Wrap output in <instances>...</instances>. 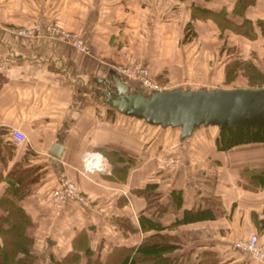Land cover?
<instances>
[{
    "label": "crops",
    "instance_id": "0c3cea01",
    "mask_svg": "<svg viewBox=\"0 0 264 264\" xmlns=\"http://www.w3.org/2000/svg\"><path fill=\"white\" fill-rule=\"evenodd\" d=\"M235 1L0 0V53L6 57L0 64V195L15 164L36 169L38 179L17 201L29 216L34 264H56L72 250L84 264L86 245L101 261L116 246L138 245L156 232L141 227L139 216L150 213L135 192L149 183L163 205L173 189L181 190L180 208L160 216L161 232L178 237L169 256L183 264L204 258L207 264H264L233 246L252 233L264 242V186L250 190L241 176L264 167V141L218 149L216 125L181 135L180 127L153 125L111 104L150 92L120 72L131 63L143 64L160 89L264 86L249 84L240 73L225 82L220 58L235 49L264 81V34L256 25V37L248 39L191 16L192 5L223 8L239 22L231 11ZM244 17L263 19L264 0L248 5ZM52 24L80 35L87 52L53 36ZM238 38L254 47L241 48ZM11 129L25 136L21 145L13 144ZM85 151L103 152L111 169L82 175ZM172 157L178 158L174 165L168 164ZM66 178L77 184L85 203L70 199L54 206L52 191ZM211 194L220 201L219 215L174 223L183 209L204 206Z\"/></svg>",
    "mask_w": 264,
    "mask_h": 264
},
{
    "label": "trees",
    "instance_id": "16d2710c",
    "mask_svg": "<svg viewBox=\"0 0 264 264\" xmlns=\"http://www.w3.org/2000/svg\"><path fill=\"white\" fill-rule=\"evenodd\" d=\"M255 0H236L232 8V14L239 16L241 21L237 22L227 16L225 9L212 11L205 7L191 6V16L194 19H210L218 29L223 32H231L254 39L256 33L254 26L258 27L264 34V18L257 19L253 23L244 17L246 7L253 4ZM231 52L230 59L224 64V81L229 82L241 71L249 84L262 80L263 76L249 59H243L233 48L227 49ZM264 141V127H232L229 129L219 128L215 139L218 149H227L236 144ZM102 152V151H101ZM103 153V152H102ZM109 160L106 155H103ZM109 162V161H108ZM241 176L246 180L245 187L252 190L264 186V167L246 169ZM7 187L0 195V264H34L35 255L31 251L32 237L27 234L26 228L30 223L27 213L20 208L17 201L27 195L30 186L38 179V173L34 167H25L21 163L15 164L6 174ZM155 184H146L135 192L146 199V211L150 216L140 215V224L143 229H154L155 233L145 236L138 245L133 247L116 246L104 260L93 259V252L86 247V261L84 264H180L182 261L178 256H169L177 247L176 235L161 232L165 227L160 222V216L172 210L176 212L181 206V190L173 189L164 205L158 202V192L154 191ZM220 201L214 195L205 197L204 206H196L181 211L182 217L175 220V224L186 223L196 220L212 218L221 213ZM126 220V219H125ZM120 221L126 223L127 221ZM128 224V223H127ZM130 224V223H129ZM84 234V233H80ZM84 237V236H80ZM207 258L196 264H207ZM80 253L72 250L68 252L56 264H78ZM183 263V262H182Z\"/></svg>",
    "mask_w": 264,
    "mask_h": 264
},
{
    "label": "water",
    "instance_id": "95a60500",
    "mask_svg": "<svg viewBox=\"0 0 264 264\" xmlns=\"http://www.w3.org/2000/svg\"><path fill=\"white\" fill-rule=\"evenodd\" d=\"M111 104L118 111L150 124L180 127L181 135H188L201 124L225 129L264 127V86L157 89L146 96L115 99Z\"/></svg>",
    "mask_w": 264,
    "mask_h": 264
},
{
    "label": "built area",
    "instance_id": "2783aa9c",
    "mask_svg": "<svg viewBox=\"0 0 264 264\" xmlns=\"http://www.w3.org/2000/svg\"><path fill=\"white\" fill-rule=\"evenodd\" d=\"M49 32L53 36L65 39L70 42L78 50L87 52L88 48L82 40L81 36L75 32H68L60 28L57 24L48 27ZM29 30H22L20 33L28 34ZM6 61V57L0 53V64ZM120 72L132 80L139 81L144 87L151 90H157L155 81L147 72L146 67L141 63H131L120 68ZM10 136L14 145H21L25 136L18 129H11ZM81 166L79 172L82 175H90L91 173H104L111 169L110 163L106 160L102 153L98 151H85L82 153ZM178 162L177 157L168 159V164L174 165ZM54 206L62 207L66 201L72 199L81 203L86 202V197L82 194L77 184L70 178L63 180L61 185L52 191ZM238 250L245 252L253 261L264 263V242L259 240L256 233H252L246 238H240L235 242Z\"/></svg>",
    "mask_w": 264,
    "mask_h": 264
},
{
    "label": "rangeland",
    "instance_id": "374dc122",
    "mask_svg": "<svg viewBox=\"0 0 264 264\" xmlns=\"http://www.w3.org/2000/svg\"><path fill=\"white\" fill-rule=\"evenodd\" d=\"M236 41H237V42H240V47H241V48H245V47H246V48L248 49L250 46H251V48L254 47V44H246L245 42H243V41H242L241 39H239V38H238ZM226 45H227V46H229V45L231 46L232 44H227V43H226ZM236 45H237V44H236ZM230 46H229V47H230ZM225 52H226V53H221V54H220V55H221L220 58H223L222 60H224V61H223L224 64L230 59V57H231V55H232L231 52H229L228 50H225ZM237 53H239V52H237ZM240 56H241V55H240ZM241 57L244 58V57H246V55H244V56L242 55ZM249 60H250V59H249ZM250 61H251V60H250ZM239 73L241 74V71H239ZM149 75L151 76V78L153 79V81H155L157 88L160 89L161 87H160V85H158L157 79H156L155 77H153L151 74H149ZM241 75H242V74H241ZM125 77H126V76H125ZM127 78H128V77H127ZM240 81H241V80H240ZM240 81H238V82H240ZM261 82H264L263 79H262V80H259V81H257V82H255V83H261ZM255 83H254V84H255ZM236 85H239V83H237ZM190 86L196 87V85H190ZM258 87H262V86H258V85H257V86H255L254 88H258ZM227 88H229V87H227ZM145 89H147V88L145 87ZM147 90L150 91L151 89H147ZM207 182H208V181H207ZM233 246L235 247V244H233ZM192 263H193V262H189L188 264H192ZM180 264H183V263L181 262Z\"/></svg>",
    "mask_w": 264,
    "mask_h": 264
}]
</instances>
